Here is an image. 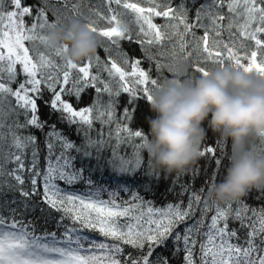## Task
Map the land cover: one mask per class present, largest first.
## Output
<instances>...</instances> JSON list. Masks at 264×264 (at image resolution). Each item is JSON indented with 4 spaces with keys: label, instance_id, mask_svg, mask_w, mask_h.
<instances>
[{
    "label": "snow or ice",
    "instance_id": "snow-or-ice-1",
    "mask_svg": "<svg viewBox=\"0 0 264 264\" xmlns=\"http://www.w3.org/2000/svg\"><path fill=\"white\" fill-rule=\"evenodd\" d=\"M103 2L107 5L108 14L96 12V19L87 17L85 19L89 22L84 25L95 35L106 38L123 57L122 62H118L108 48L105 49L107 56L103 64L101 58L95 56L98 72L106 71L109 81L102 80L98 73L90 72L92 57L80 64L71 61L58 63L53 58H62L67 46L52 47L47 43L45 31L61 25L62 20L58 16L49 22L46 4L42 2L33 14V7L24 0H0V129L6 126L5 118L13 113L24 117L22 123L16 119L7 125L10 147L16 151L4 152L0 148V177H12L17 185L23 186L24 173L27 172L32 193H37L42 181V199L63 213L61 220L67 218L71 221L58 237L56 232L36 235L27 231V225L22 221L13 219L8 222L0 216V264H168L166 259L159 257L153 261L152 256L155 248L163 245L169 237L176 242L183 241L185 264H264V208L256 210L243 205L233 211L230 203L223 208L216 205L210 223H205L204 216L210 209L200 194L190 195L186 207L179 202L156 208L135 193H131L129 200L119 201L118 192L109 193L107 200L100 199L103 188L90 190L86 196L65 193L57 181L71 185L80 178V171L74 169L73 158L65 151L73 149L74 143L56 132L54 125L46 143V168L37 171L35 151L32 167L26 168L24 151L30 146L35 149L37 138L21 132L30 126L44 127L37 103L43 91L51 93L48 103L52 110L61 113L62 119L79 123L88 130H92L95 121H99L102 126L98 132L99 139L94 141L85 132L86 149L95 147L99 152L107 144L112 148V156L107 161L112 170L132 175L141 167L140 150L144 148L147 136L142 130L133 131L125 124L116 128L114 146L110 143L111 129L109 139L104 138L103 125L114 122L119 125L114 97L126 93L130 100L140 96L150 101L152 90L160 86L161 80H167L163 76L165 69L172 77L181 72L187 76L189 67L194 74L207 75L210 68L202 64L229 66L264 77V0H205L191 21L183 0L175 8L173 0ZM73 11H76L75 6ZM26 18L31 19L30 25ZM155 18H162L163 23H155ZM101 21L106 22L104 27H98ZM198 30H202V34H198ZM125 40L130 43L134 40L141 47L143 59L150 65L155 61L156 78L151 76V67L148 70L141 67L142 59H131L120 50V43ZM26 42L32 47L26 46ZM37 42L45 51L37 47ZM165 42L171 46L170 49H164ZM154 47L157 49L155 52L152 50ZM162 57L167 58V62L160 59ZM190 60L192 63L188 65L186 62ZM18 73L23 75V80L18 81ZM13 84H16L15 88ZM89 87L94 88L97 94L92 106L77 110L63 98L74 95L79 100L80 94ZM104 93L108 94L106 104L100 100ZM9 97L15 98L17 107L9 106L5 111L4 105ZM123 115L131 119L127 108ZM52 137L60 145V154L55 155L54 162ZM133 138H140L141 142L133 145L132 157L126 159L119 155V149ZM4 142H7L6 136L0 131V143ZM256 146L264 152V143ZM76 151L81 149L76 148ZM215 152L216 148L208 146L200 150V155L210 153L215 158ZM83 155L91 156L92 153L84 150ZM10 162L16 166L6 171L5 166ZM216 164L220 165L221 160L217 158ZM147 174L153 175L151 172ZM88 183L91 185L92 181ZM120 190L131 192L127 186ZM184 190L186 186L182 192ZM30 194L22 192L25 197ZM201 202L204 203L199 210L201 218L186 226L183 233L176 231L178 225L193 217L194 205ZM249 212L251 215H247ZM229 218L238 220L240 229L229 228ZM241 229L245 232L243 239L238 235ZM87 232L97 233L103 239L97 241L81 234ZM127 246L140 251V255L133 257L129 252L124 256Z\"/></svg>",
    "mask_w": 264,
    "mask_h": 264
},
{
    "label": "trees",
    "instance_id": "trees-1",
    "mask_svg": "<svg viewBox=\"0 0 264 264\" xmlns=\"http://www.w3.org/2000/svg\"><path fill=\"white\" fill-rule=\"evenodd\" d=\"M24 2L27 5L33 7V14H35V11L42 6V2L43 4H46L49 8L46 13L49 18V22L55 20L58 16L60 17L61 10L63 9V13L65 10L67 12V16H69V22L75 19L79 20L83 24L88 23L89 21L85 18L89 17L88 15H91L92 19L95 20L92 14L96 13L88 14V10L97 3H100L104 7L103 10L98 12H100L102 15L108 14L107 5L103 2V0H67V3H65V0H24ZM181 2L182 0H173L172 6L175 8ZM204 2L205 0H183L185 6L189 9L188 15L190 21L194 19L196 9L201 3ZM208 2H210V0H208ZM73 6L76 7L75 12L73 11ZM113 7H115V5H113ZM77 13L82 15H78ZM65 21V19L62 20L61 25H67L68 22ZM31 22L32 21L30 18H26V23L30 25ZM154 22L161 24L163 23V20L162 18H155ZM105 25V21L100 23V27H104ZM48 30H46L44 34H46ZM198 34H202V30H198ZM225 39H227V36H225ZM98 40L99 45L96 54L91 56L93 59L90 72L92 74L98 73L102 80L109 81L110 78L108 77L106 71L100 70L98 72L95 60V56L98 55L101 58V64H103L107 56L105 49L109 43L106 41V39H103L104 41H102L100 36H98ZM26 46L30 48L32 47L29 42H26ZM37 47H39L41 51H45L43 45H40L38 42ZM163 47L164 49L168 50L171 46L165 42ZM108 49L111 51L114 59H116L114 57L115 52L120 58H123L122 55L118 54L117 49H115V51L111 50V48ZM251 49L252 46L250 45L249 50ZM120 50H122L123 53H126L131 59H142L141 67L145 70H148L151 67V76L156 78L157 72L155 69V61H153L150 65L146 59H143L141 47L136 44L134 40L131 43L126 40L121 41ZM152 50L155 52L157 49L154 47ZM53 58L59 60L57 57ZM160 59L164 60V62H167V58L162 57ZM85 60L87 61V59ZM186 63L190 65L192 61L190 60ZM201 66H205L210 69L216 68L210 64H202ZM73 75H75V70H73ZM193 75L199 76L200 74H194L192 68L189 67L187 76ZM163 76L167 77V79L172 78V75L166 69L163 72ZM23 79V75L18 73V81ZM162 82L164 81L161 80V83ZM12 86L15 88L16 84H13ZM63 98L72 103L73 106L78 110L83 107L92 106L93 102L97 99V94L94 88L89 87L80 94L79 100H77L74 95H65ZM50 99L51 93L49 91H43L42 97L38 98L37 100L39 105V117L41 121L45 122L44 127L42 129H37L33 126H30L21 132L22 135L31 134L37 138L35 149H33L31 146L25 149L24 160L26 168L32 167L33 151H35V164L37 171H42L46 168V157L48 155L46 143L50 139L48 137V133L53 130L51 126L54 125L56 132L60 133L69 142L74 143L75 147L73 149H67L65 151L71 158H73L72 165L74 169L80 171V178L71 185L66 184L64 181H57L59 187L62 188L65 193L86 196L90 190L96 191L98 188H103L104 191L100 193L99 198L104 200L109 198V193L111 192L119 193L118 201L129 200L131 198V193H135L141 197L143 201L156 208H164L168 204H176L179 202H182L186 207L190 195L194 193L200 194L202 200L205 199V194L209 186L212 183L219 182L225 174V170L229 163L227 157L230 154V142L221 141L211 131H208L207 137L201 145V150L208 146L216 148L215 158L213 157V154L206 153L204 156H200V158L193 165H191L186 171L182 173L173 172L171 174H165L163 171L153 169L151 167L148 154L144 149L140 150L142 157L141 167L137 169L132 175H122L116 173L107 163V161L112 156V148L110 146L106 144L99 152H97L95 147L87 149L85 147V132H88V135L92 140L95 141L99 139L98 132L102 127L100 122L95 121L92 130H88L86 126H83L79 123H70L69 121L61 118V113L59 111L51 109L50 103H48ZM100 100L102 104H106L108 102V94L104 93ZM114 100L116 101L115 113L116 118L119 121V125L116 122L112 123L111 125H103L104 138L106 140L109 139V130L111 129L112 136L110 143L112 146H114L116 144V128L118 126L122 127L125 124L131 130H142L147 135L149 125L146 118L155 117V113H153L149 108L147 99L137 96L134 100H130L128 94L121 93L118 97H114ZM9 106L17 107L15 104V98H8V101H6L4 105L5 111L8 110ZM125 108L128 109V114L131 119L124 117L123 111ZM16 119H19L21 123L24 121L23 115L16 116L13 113L12 115L5 118L6 126L3 129H0V131L5 134L7 140V142L0 143V148H2L4 152L16 151L15 148L10 147L11 139L10 137H7V125L12 124ZM78 129L80 130L78 131ZM51 139L55 144L54 158L55 155L60 154V145L59 143L55 142V137H52ZM140 142V138H133L132 141L125 142L119 149V155L125 156L126 159L131 158L134 151L133 145L139 144ZM258 144L259 142H257V145ZM76 148H80L81 151L77 152ZM84 150L90 151L92 155L84 156ZM217 158L221 160L220 165L216 164ZM15 166L16 165L14 163L10 162L5 166L6 171H11ZM149 172L153 173V175H148L147 173ZM24 175L25 184L23 186L17 185L16 181L12 177H0V216L5 217L8 222H11L13 219L22 221L25 225H27L26 230L34 232L36 235H44L45 233L56 232L59 237L63 233L64 227L66 225L70 226L71 221L67 218L61 220L63 213L51 208L42 199V181L38 187L37 193H32V185L30 179L28 178V173L25 172ZM89 180L92 181L91 185L88 183ZM174 180L176 181L175 183H173ZM124 186H127L131 192L120 190ZM185 186L186 190L182 192V188ZM201 189H203V191H201ZM24 191H27L31 194L28 197H25L22 195V192ZM237 201H240L241 203L238 204ZM228 204L217 205L223 208ZM230 204L232 205L233 211H235L237 208H241L243 205H248L250 208L260 210L261 208H264V188H254L245 196L231 202ZM208 206L210 210L207 215L204 216L205 223H210V217L212 214H214V208L216 205L208 203ZM203 207V202L195 204V212L193 217L186 220L183 224L178 225L176 231L183 233V230L186 226L193 224L195 220L200 219L201 214L199 210ZM247 215H251V212L247 213ZM228 223L229 228L240 229V222L238 220L229 218ZM81 234H86L90 238L97 241H101L103 239L97 233L93 232ZM238 235L241 237V239H243L245 236L244 230L241 229L238 232ZM129 252L132 253L133 257L140 255V251L132 249L131 246H127L124 251V256H127ZM184 254L183 241L181 240L176 242L173 237H169V239L166 240L163 245L157 246L155 248L152 260L155 261L159 257L161 259H166L168 264H185ZM198 254L199 248L197 245V256Z\"/></svg>",
    "mask_w": 264,
    "mask_h": 264
},
{
    "label": "clouds",
    "instance_id": "clouds-1",
    "mask_svg": "<svg viewBox=\"0 0 264 264\" xmlns=\"http://www.w3.org/2000/svg\"><path fill=\"white\" fill-rule=\"evenodd\" d=\"M52 47L67 46L65 63H78L96 54L99 40L79 20L57 25L45 34ZM148 101L155 117L149 125L144 150L153 169L165 174L186 171L200 158L208 131L230 142L223 178L212 183L207 203L228 204L252 189L264 188V77L229 66L207 75L167 79L151 92ZM206 125V126H205Z\"/></svg>",
    "mask_w": 264,
    "mask_h": 264
},
{
    "label": "rangeland",
    "instance_id": "rangeland-1",
    "mask_svg": "<svg viewBox=\"0 0 264 264\" xmlns=\"http://www.w3.org/2000/svg\"><path fill=\"white\" fill-rule=\"evenodd\" d=\"M104 9V7H103V5H101L100 3H97V4H94V6L93 7H91L89 10H88V14H90V13H95V12H98V11H101V10H103ZM88 14H86V15H88ZM93 16H94V19H96V15L95 14H92ZM91 19H92V16L91 15H88ZM69 16H67V12L64 10V13H63V9L61 10V15H60V18L62 19V20H66L68 23H69V18H68ZM93 20V19H92ZM65 21V22H66ZM102 22V21H101ZM100 22V23H101ZM98 27H100V24L98 25ZM97 37H98V35H97ZM100 39L102 40V41H104L103 39H106V38H103V37H100ZM109 44H107V48H111V50H113V51H115V49H116V47L115 46H112V45H110V42H108ZM114 57L116 58V60L118 61V62H122V58H120L117 54H116V52L114 53ZM55 60L58 62V63H62V62H64V60H63V58H59V60L58 59H56L55 58ZM81 62H86V60L85 59H83V60H81L80 62H78V64H80ZM90 70V69H89ZM95 71H97V70H95ZM94 74H96V73H94ZM105 94H107V93H105ZM101 98V97H100ZM54 159V158H53Z\"/></svg>",
    "mask_w": 264,
    "mask_h": 264
}]
</instances>
